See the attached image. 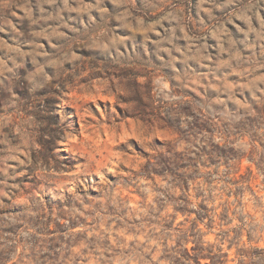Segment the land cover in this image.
I'll list each match as a JSON object with an SVG mask.
<instances>
[{"label": "rangeland", "instance_id": "1", "mask_svg": "<svg viewBox=\"0 0 264 264\" xmlns=\"http://www.w3.org/2000/svg\"><path fill=\"white\" fill-rule=\"evenodd\" d=\"M262 109L264 0H0V264H262Z\"/></svg>", "mask_w": 264, "mask_h": 264}, {"label": "trees", "instance_id": "2", "mask_svg": "<svg viewBox=\"0 0 264 264\" xmlns=\"http://www.w3.org/2000/svg\"><path fill=\"white\" fill-rule=\"evenodd\" d=\"M259 116H261L262 120L264 121V109H262V112H259ZM241 131L247 133L248 136L245 134H243V136H247L250 139L253 148V158H251L252 163L256 164L258 168L264 166V158H259V150H261L260 146L262 145L260 137L256 134H251L244 131V128ZM194 229L196 230L197 228ZM199 231L201 230L199 229ZM194 233L198 232H194V230L192 231V229L187 230L186 232H182L183 237H181L182 239L180 240L179 244H177L175 248L166 250V255H164V257L160 259V262L165 264H229L230 256L228 252H224V250L215 251L213 247L205 246V243L202 242V238L197 239L198 234ZM190 237H192L193 239L191 241L194 246L188 248ZM232 248L233 246L229 248V251ZM237 256V258L240 259H245L248 257L245 251L239 249L237 250ZM257 258L258 261H261V263L264 264V252L259 253V255H257ZM237 264L252 263H245V260H239Z\"/></svg>", "mask_w": 264, "mask_h": 264}]
</instances>
